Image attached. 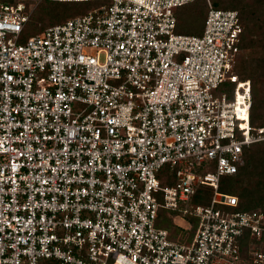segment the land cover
<instances>
[{
  "label": "built area",
  "instance_id": "obj_1",
  "mask_svg": "<svg viewBox=\"0 0 264 264\" xmlns=\"http://www.w3.org/2000/svg\"><path fill=\"white\" fill-rule=\"evenodd\" d=\"M36 1L0 0V264H264V212L220 190L264 141L238 11L189 35L199 0H46L100 3L26 38Z\"/></svg>",
  "mask_w": 264,
  "mask_h": 264
},
{
  "label": "trees",
  "instance_id": "obj_2",
  "mask_svg": "<svg viewBox=\"0 0 264 264\" xmlns=\"http://www.w3.org/2000/svg\"><path fill=\"white\" fill-rule=\"evenodd\" d=\"M3 1L11 2L12 0ZM244 1L211 0V5L216 9L236 10L239 13L243 32L240 43L241 53L235 71L240 79L250 80L252 83L251 124L259 127L264 126L263 116L258 114L260 109H264V101L257 95V83L264 79V0L249 4ZM99 3L45 0L42 2L44 5L35 11L37 13L35 15L40 16L39 22L41 24L36 23L35 25L29 20L24 29V36L28 38L37 35L49 26L85 14L93 7L98 6ZM79 5L83 6L79 7ZM185 6L176 9L178 32L189 35L201 34L209 5L204 0H199L189 4L188 8ZM198 23L201 24V27H198ZM260 143H264V141L257 144ZM220 190L238 196L241 210H261L264 212V145L258 147L253 144L245 148V164L239 168L236 174L222 178ZM197 193L199 195L197 198L195 197V201L202 202L199 201L202 193L207 196L209 190L205 192L204 189L200 188ZM248 242L249 240L245 243L248 244ZM246 244L243 247H246ZM41 264L59 263L53 260H45Z\"/></svg>",
  "mask_w": 264,
  "mask_h": 264
},
{
  "label": "rangeland",
  "instance_id": "obj_3",
  "mask_svg": "<svg viewBox=\"0 0 264 264\" xmlns=\"http://www.w3.org/2000/svg\"><path fill=\"white\" fill-rule=\"evenodd\" d=\"M43 1H45V0H37L35 2L34 11H33L32 15L30 17L31 22H33V24H35V25H36V23L41 24L39 22L40 16H38V15L36 16L35 15V13H36L35 11L39 7L44 5V4L42 5ZM254 1L255 2H258V1L261 2L262 0H245L244 2L249 4V3H253ZM81 6H83V5H79V7H81ZM187 6H189V4H187ZM187 6H185V8H188ZM185 8H183V9H185ZM202 24H203V22H202ZM198 27H201L200 23H198ZM257 95L259 96V98H261L264 101V79H263L262 82H258L257 83ZM258 114L263 116L262 120L264 121V109H262V110L260 109ZM256 145L259 147V146H263L264 143H260V144H256ZM168 213H171L172 215H174V213L172 211H168ZM163 216H164V218H163V220L160 223L162 226H165L167 229H169L172 233L177 235V237H179V238H182V239H191L192 238V236L194 234L193 233L194 228L192 230H190V229L187 230L188 227H189V225H188L189 223L186 221V217H184L183 215H180V217H176L175 220H173V219H171V218H169L167 216L166 212L163 214ZM174 223H176L178 225H181L186 230L175 226Z\"/></svg>",
  "mask_w": 264,
  "mask_h": 264
},
{
  "label": "crops",
  "instance_id": "obj_4",
  "mask_svg": "<svg viewBox=\"0 0 264 264\" xmlns=\"http://www.w3.org/2000/svg\"><path fill=\"white\" fill-rule=\"evenodd\" d=\"M175 236H177V235H175ZM178 238V237H177Z\"/></svg>",
  "mask_w": 264,
  "mask_h": 264
}]
</instances>
